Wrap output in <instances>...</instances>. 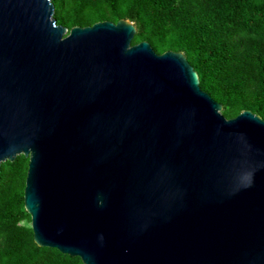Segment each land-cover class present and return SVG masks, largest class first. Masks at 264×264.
Listing matches in <instances>:
<instances>
[{
  "label": "water",
  "instance_id": "obj_1",
  "mask_svg": "<svg viewBox=\"0 0 264 264\" xmlns=\"http://www.w3.org/2000/svg\"><path fill=\"white\" fill-rule=\"evenodd\" d=\"M128 19L0 0V163L28 156L33 240L83 264H264V119L226 118Z\"/></svg>",
  "mask_w": 264,
  "mask_h": 264
},
{
  "label": "trees",
  "instance_id": "obj_2",
  "mask_svg": "<svg viewBox=\"0 0 264 264\" xmlns=\"http://www.w3.org/2000/svg\"><path fill=\"white\" fill-rule=\"evenodd\" d=\"M56 23L69 30L128 19L132 44L157 53L181 51L200 88L234 117L249 109L264 119V0H51ZM29 158L0 163V264H83L33 240L23 190Z\"/></svg>",
  "mask_w": 264,
  "mask_h": 264
},
{
  "label": "rangeland",
  "instance_id": "obj_3",
  "mask_svg": "<svg viewBox=\"0 0 264 264\" xmlns=\"http://www.w3.org/2000/svg\"><path fill=\"white\" fill-rule=\"evenodd\" d=\"M30 224V223H29Z\"/></svg>",
  "mask_w": 264,
  "mask_h": 264
}]
</instances>
